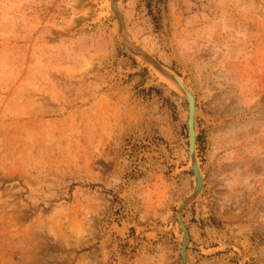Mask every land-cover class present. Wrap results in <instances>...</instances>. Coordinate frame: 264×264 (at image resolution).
I'll return each mask as SVG.
<instances>
[{
    "label": "rangeland",
    "instance_id": "1",
    "mask_svg": "<svg viewBox=\"0 0 264 264\" xmlns=\"http://www.w3.org/2000/svg\"><path fill=\"white\" fill-rule=\"evenodd\" d=\"M109 2L0 0V264H182L162 70L185 264H264V0Z\"/></svg>",
    "mask_w": 264,
    "mask_h": 264
},
{
    "label": "water",
    "instance_id": "2",
    "mask_svg": "<svg viewBox=\"0 0 264 264\" xmlns=\"http://www.w3.org/2000/svg\"><path fill=\"white\" fill-rule=\"evenodd\" d=\"M162 72L167 75L168 77H171L173 80H175L178 85L180 86L186 100H187V105H188V116H187V121H186V126H187V134H188V158H191V155L194 152V148H195V141H196V134L194 132V126H193V121H194V109L196 108L195 106V98L193 96V94H191L189 92V90L183 85V83L178 79V77L172 73V72H167L162 70ZM191 170L193 173V176H195L196 179V184H194L192 192L189 194V196H187L179 205V207L177 208V214H176V219L179 223V227L181 228V231L185 233V238H186V245L181 244L180 246V254H181V263L183 262V259H186V247H187V242L189 240V234L187 235L186 232H188L183 220H182V209L185 206V204L187 203V200H189L190 198L194 197L197 193V191L199 190V188H201L202 186V178L199 174V166L197 165V163L195 162V160L193 159L191 165Z\"/></svg>",
    "mask_w": 264,
    "mask_h": 264
},
{
    "label": "bare ground",
    "instance_id": "3",
    "mask_svg": "<svg viewBox=\"0 0 264 264\" xmlns=\"http://www.w3.org/2000/svg\"><path fill=\"white\" fill-rule=\"evenodd\" d=\"M113 1V4H114V0H111V2ZM111 2H109V3H111ZM108 3V4H109ZM117 7V6H116ZM116 7H115V5L113 6V12H114V14H118V10L116 9ZM112 13V12H111ZM165 75V74H164ZM167 78H169L176 86H177V88L182 92V90H181V88H180V86L178 85V83L175 81V80H173L171 77H168L167 75H165ZM177 76V75H176ZM178 77V76H177ZM178 79H179V77H178ZM180 80V79H179ZM181 81V80H180ZM182 82V81H181ZM183 83V82H182ZM184 85V84H183ZM185 86V85H184ZM186 87V86H185ZM187 88V87H186ZM188 89V88H187ZM190 92V91H189ZM183 93V92H182ZM191 93V92H190ZM184 95V94H183ZM194 112H195V109H194ZM187 116H188V114H187ZM194 116V115H193ZM193 126H194V121H193ZM194 132H195V128H194ZM193 159L195 160V162L197 163V161H196V156H195V148H194V152H193V154L191 155V158L189 159V164L191 165V163H192V161H193ZM198 165V164H197ZM199 174H200V171H199ZM200 176H201V174H200ZM202 178V177H201ZM194 184H196V179H195V176H194ZM202 187V186H201ZM200 189L201 188H199V190L197 191V193H196V195L198 194V192L200 191ZM188 201L189 200H187V203H188ZM187 203L185 204V205H187ZM177 220V219H176ZM178 222V221H177ZM179 224V223H178ZM187 233V235H188V232H186ZM182 239H183V242H184V244L186 245V238H185V233L184 232H182ZM183 242H182V244H183ZM188 242H189V240H188ZM188 242H187V244H188ZM182 264H185V258L183 259V262H182Z\"/></svg>",
    "mask_w": 264,
    "mask_h": 264
}]
</instances>
